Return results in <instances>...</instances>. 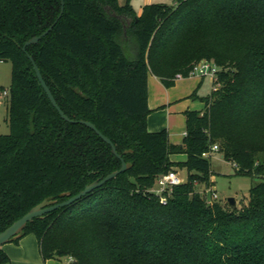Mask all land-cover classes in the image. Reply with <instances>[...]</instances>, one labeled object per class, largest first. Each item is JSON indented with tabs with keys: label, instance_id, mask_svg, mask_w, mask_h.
Returning <instances> with one entry per match:
<instances>
[{
	"label": "trees",
	"instance_id": "trees-1",
	"mask_svg": "<svg viewBox=\"0 0 264 264\" xmlns=\"http://www.w3.org/2000/svg\"><path fill=\"white\" fill-rule=\"evenodd\" d=\"M0 0V60L12 62L8 134H0V232L48 197L67 200L132 164L68 206L29 222L44 260L68 264H264V180L247 202L208 205L218 143L237 174H264V0ZM54 25V26H53ZM53 28L37 44L25 43ZM61 109L43 88L33 61ZM202 59L220 67L202 110H186V134L148 128L149 75L173 86ZM196 95V92L192 94ZM186 154L173 161L171 155ZM187 179L167 202L157 178ZM22 237V238H23ZM21 239V238H20ZM17 239L14 242H19ZM10 256L0 247V264Z\"/></svg>",
	"mask_w": 264,
	"mask_h": 264
},
{
	"label": "rangeland",
	"instance_id": "rangeland-1",
	"mask_svg": "<svg viewBox=\"0 0 264 264\" xmlns=\"http://www.w3.org/2000/svg\"><path fill=\"white\" fill-rule=\"evenodd\" d=\"M162 3L173 5L174 0H161ZM132 3V2H131ZM135 10L138 12L142 5H144L143 0H136L134 4H132ZM193 77H200L203 79H199L200 82L196 85V87L190 92L189 96H183L184 94H180V90L184 89L183 85L185 81H181L175 88L169 89L173 86L167 87L163 86L161 90L158 89L159 100L162 101L163 98L166 99L168 102H174L175 104L185 106L188 104H192L194 107H201L203 106V98L202 96H211L213 94V77L212 76H198L194 75ZM12 82V62L8 61H1L0 60V85L4 87H10ZM178 86H181L178 88ZM183 86V87H182ZM160 88V86H159ZM154 90L152 96V103H155V93ZM196 92V95L193 96L192 94ZM162 108H157L151 112V114L157 115L161 118L162 123L165 127H168L169 130L172 132V139L178 141L182 139L183 131L185 130L186 126V115L185 112H172L169 113L167 111L162 110ZM10 131V126L8 122V112H7V102L0 104V134H8ZM179 160L185 159L186 154H173L172 155ZM212 163V170L214 175V180L212 186L217 190L219 199L218 201L226 205L227 199L229 197H234L237 200V208H240L244 202L249 200L250 196V189L253 185L258 184L259 182L264 180V174L260 177H251L248 175H240L237 174L236 166L231 160L226 159L222 156V153L219 151H215L212 154L211 158ZM177 173H179V177L185 181L187 179V170L185 168H176ZM213 176L211 177V180ZM199 191H204L205 185L199 184L198 185ZM56 264H68L70 263L71 259L67 256L63 257L62 259H56Z\"/></svg>",
	"mask_w": 264,
	"mask_h": 264
},
{
	"label": "crops",
	"instance_id": "crops-1",
	"mask_svg": "<svg viewBox=\"0 0 264 264\" xmlns=\"http://www.w3.org/2000/svg\"><path fill=\"white\" fill-rule=\"evenodd\" d=\"M127 0H119V2L121 4H124ZM136 0H131V4H134ZM144 1V5L146 4H150V3H159L162 2L161 0H143ZM141 6V8L138 11V14L140 15L143 9V6ZM199 79H203L200 77H185L181 80H177L175 82L174 85H177L178 83H180L181 81H185V83L183 85L186 84V86H184V89H181L179 92L180 94H184L183 96H189L190 92L192 93V90L196 87V85L200 82ZM162 85L164 86V84L162 83V81L155 75L150 74L149 75V106L150 108L153 110L157 109V108H162L164 107L162 110L167 111L169 113L174 112H185L186 110H202L205 106V102L203 104V106L201 107H194L192 104H188L186 107L185 106H181L178 104H175L174 102H168L166 101V99L163 98L162 101L159 100V95H158V89L161 90L162 88L164 89V87H162ZM160 86V88H159ZM176 86H173L169 89V91H171V89L175 88ZM181 86H178V88H180ZM183 87V86H182ZM154 96H155V103H152V96L153 92ZM162 91V90H161ZM206 96H202L201 98H204ZM208 97V96H207ZM148 128L150 131L155 132V131H160L165 127L162 123L161 118H159L157 115L154 114H149L148 116ZM169 134H170V139L172 142L175 143H181L185 134H186V126H185V130L183 131V136L182 139L175 141L172 139V132L171 130H169ZM214 153V152H213ZM212 153V154H213ZM222 156H224L222 154ZM187 157V156H186ZM185 159H181L179 160L178 158H175L171 155V159L173 161H184ZM178 172V171H177ZM179 174V173H178ZM188 175V173H187ZM214 180V175H213V179ZM3 250L10 256V262L4 263V264H56L55 262L57 261L56 259H48V260H44L41 253H40V249H39V243L38 240L36 238V236L34 234H29L23 238L20 239L19 242H10L7 243L5 245L2 246Z\"/></svg>",
	"mask_w": 264,
	"mask_h": 264
},
{
	"label": "water",
	"instance_id": "water-1",
	"mask_svg": "<svg viewBox=\"0 0 264 264\" xmlns=\"http://www.w3.org/2000/svg\"><path fill=\"white\" fill-rule=\"evenodd\" d=\"M62 11L59 17H61L63 10H64V0H62ZM54 26V25H53ZM53 26H51L46 32H44L42 35L39 36H34L32 38H30L25 45L23 46V49L26 50L27 46L32 45V44H37L39 42V40L41 39V37H43L44 35H46L52 28ZM30 59L33 61L37 76L43 86V88L45 89L46 93L48 94L50 100L52 101V103L54 104V106L58 109V111L60 112L61 116L69 121H76L71 119L67 114H65V112L61 109V107L59 106V104L57 103L51 89L49 88V86L47 85L40 67L36 64V62L34 61L33 57L30 55ZM80 123H84L87 126L91 127L92 129H94L97 134H99L108 144L111 145L112 147V152L118 156V158L121 159L122 161V166L120 169L115 170L109 174H107L105 177H103L100 180H96L90 184H88L84 190H82L81 192H79L76 195H72L70 192H66L63 193V195H69L70 197L67 200H64L62 202H57V200L54 199V197H48L46 198L44 201H42L41 203L37 204L36 206H34L30 211H28L24 216H22L21 218H19L17 221H15L12 225H10L8 228H6L4 231L0 232V247L10 243V242H14L17 239H20L23 237L24 234V230L27 226V224L29 222H33L35 218L37 217H43L45 214L56 210L58 208L61 207H65L70 205L71 203L75 202L76 200L82 198L83 196H85L86 194L90 193L92 190L104 185L106 182H108L109 180L115 178L117 175H119L120 173L128 170L129 168L132 167V164L130 162H127L124 157L123 154L119 153V151L117 150V147L115 146V144L112 142V140L106 136L105 134H103L98 128L97 126L88 120H80ZM227 202L229 203V205L233 208H235L237 206V200L234 197H229L227 199Z\"/></svg>",
	"mask_w": 264,
	"mask_h": 264
},
{
	"label": "built area",
	"instance_id": "built-area-1",
	"mask_svg": "<svg viewBox=\"0 0 264 264\" xmlns=\"http://www.w3.org/2000/svg\"><path fill=\"white\" fill-rule=\"evenodd\" d=\"M220 67L214 62L202 59L198 63L194 65V67L190 70L189 76L198 75L201 77L204 76H212L213 77V91H217L221 84L218 81V72ZM185 78L182 73H178L175 76V80H181ZM10 88L4 87L0 85V104L5 103L10 99ZM220 147L218 143L212 144L210 149L204 153V156H209L215 151H219ZM184 182L177 173L176 170H171L168 173H164L157 178V183L154 191L160 196L161 201L163 203L167 202V197L171 194L173 187L175 185L181 184ZM201 194L205 197L208 205H213L219 199V195L217 190L211 185L206 187L204 191H200Z\"/></svg>",
	"mask_w": 264,
	"mask_h": 264
}]
</instances>
